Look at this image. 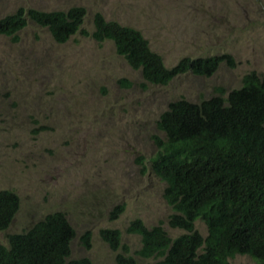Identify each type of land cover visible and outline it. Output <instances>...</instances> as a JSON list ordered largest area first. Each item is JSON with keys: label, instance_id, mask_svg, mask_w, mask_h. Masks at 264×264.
Returning a JSON list of instances; mask_svg holds the SVG:
<instances>
[{"label": "rangeland", "instance_id": "374dc122", "mask_svg": "<svg viewBox=\"0 0 264 264\" xmlns=\"http://www.w3.org/2000/svg\"><path fill=\"white\" fill-rule=\"evenodd\" d=\"M21 5H83L88 30L93 13L101 11L140 29L167 66L186 55H233L234 66L222 62L209 76L187 71L167 84L142 86L141 71L110 39L98 42L78 32L57 42L32 22L17 41L0 34V190L20 198L0 241L61 210L76 231L71 256L115 264L116 251L99 235V228L112 227L121 230L139 264L154 261L135 254L140 236L125 228L139 217L147 226L162 221L171 236L183 231L167 222L172 209L163 197L165 182L148 160L156 150L152 136H163L156 120L171 100L198 102L219 86L225 94L240 86L247 71L264 74V0H0V17ZM117 204L124 209L110 219ZM195 226L206 234L203 221ZM85 230L91 232L89 248L80 238ZM228 261L258 264L246 254Z\"/></svg>", "mask_w": 264, "mask_h": 264}, {"label": "trees", "instance_id": "16d2710c", "mask_svg": "<svg viewBox=\"0 0 264 264\" xmlns=\"http://www.w3.org/2000/svg\"><path fill=\"white\" fill-rule=\"evenodd\" d=\"M86 14L83 5L49 10L21 5L0 17V34L17 41L18 32L32 22L57 42L78 32L98 42L110 39L116 52L141 71L142 86L167 84L187 71L209 76L222 62L235 65L233 55L222 52L186 55L167 66L140 29L95 11L88 30ZM119 81L131 84L126 78ZM156 125L163 136H152L156 150L148 159L150 168L165 182L163 197L172 209L168 224L183 231L171 236L162 221L147 226L136 217L125 228L140 236L135 254L154 259L144 264H229L236 254L264 264V74L247 71L240 86L226 94L219 86L198 102L183 96L171 100ZM19 204L14 190H0V232L9 227ZM123 209V204L115 205L109 218ZM198 219L206 226L205 235L195 226ZM99 235L116 251L115 264H139L122 243L120 229L101 227ZM75 236L64 211L49 212L20 232L6 233L0 264H92L88 256H71ZM90 236L85 230L80 237L86 248Z\"/></svg>", "mask_w": 264, "mask_h": 264}]
</instances>
